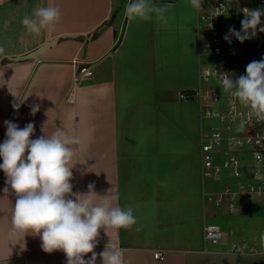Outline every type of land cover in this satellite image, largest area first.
Wrapping results in <instances>:
<instances>
[{"label": "crops", "instance_id": "0c3cea01", "mask_svg": "<svg viewBox=\"0 0 264 264\" xmlns=\"http://www.w3.org/2000/svg\"><path fill=\"white\" fill-rule=\"evenodd\" d=\"M259 1L229 0V9L237 15ZM129 2L0 0V47L5 50L0 54V143L6 139L5 121L20 128L33 123L30 139L50 136L57 127L79 137L80 143L71 146L68 198L87 194L94 183L96 203L102 202L100 196L114 195L113 204L132 207L137 221L130 229L101 228L97 254L109 244L121 250L123 264H264V227L246 238L240 226L245 221L256 227L264 219V195L250 199L240 192L245 177L224 172L222 182L207 189L202 176L200 130L205 119L188 93L200 84L205 55L196 30L198 12L214 0H203L199 10L189 0H150L173 5L166 25L155 16L129 21L124 11ZM39 6L59 7L62 15L51 31L36 35L21 21ZM64 34L77 36L61 38L38 59L11 60ZM85 65L92 66V77L76 82ZM36 104L40 108L33 115ZM239 155L245 162L252 159L251 152ZM15 202L0 170V264H67L62 250H43L39 235H11ZM206 224H219L223 238L206 241ZM232 233L240 241L230 240ZM156 250L164 251L165 258L156 259ZM96 264H102L99 255Z\"/></svg>", "mask_w": 264, "mask_h": 264}, {"label": "clouds", "instance_id": "9594fccd", "mask_svg": "<svg viewBox=\"0 0 264 264\" xmlns=\"http://www.w3.org/2000/svg\"><path fill=\"white\" fill-rule=\"evenodd\" d=\"M190 5L199 10L203 0H189ZM173 7L150 3V0H130L125 6V15L129 21H149L155 16L162 24L168 23L167 9ZM223 7V6H222ZM245 18L241 21L240 32L230 28L229 32L241 43L251 39L257 33L264 32L261 17L264 8L243 9ZM61 10L54 6H39L32 15H25L21 21L26 30L39 35L42 30L51 31L61 20ZM226 41L230 40L225 35ZM0 47V54H4ZM223 93H229L241 105L249 109L242 115L236 131L242 132L246 124L255 117L258 122H264V59L252 61L246 66V75H240L235 80L227 73L220 82ZM72 98H68V103ZM22 102H14L13 108L18 109ZM40 105H33L32 114L39 111ZM6 139L0 143V170L6 176V184L16 194V202L12 213L11 235L18 233H35L42 241L45 252L62 250L67 257V264H96L97 255L102 264H123L119 248L110 246L97 254L94 249L98 244L100 229L108 226L116 229H130L137 223L133 208L115 206L116 196H100L101 203H96L92 197L98 196L94 183L88 185L87 194L77 195L75 199L68 198L72 193V167L69 164L73 158L72 145H78L77 136H69L61 127L49 135L30 139L35 126L28 123L20 128L12 121H5ZM99 175V174H97ZM8 187L4 192L7 193ZM110 191V190H109ZM86 197V198H81ZM137 231L141 229L136 228ZM91 253L90 259L84 256Z\"/></svg>", "mask_w": 264, "mask_h": 264}, {"label": "built area", "instance_id": "2783aa9c", "mask_svg": "<svg viewBox=\"0 0 264 264\" xmlns=\"http://www.w3.org/2000/svg\"><path fill=\"white\" fill-rule=\"evenodd\" d=\"M228 1L214 0L208 9L198 12L196 30L202 54L217 55L223 59L200 67V84L193 93H188V98L198 102L202 120L218 121L216 124H202L200 130L203 178L221 180L224 172L236 178L245 177L247 181L239 190L252 199L264 195V122H258L253 116L244 131L237 132L241 116L246 115L249 109L229 93L220 91L215 83L220 86L225 73L233 80L240 75H246V66L250 62L264 59V41L262 32L258 30L259 26L256 35L243 43L229 32L230 28L241 31L242 25L234 18L242 15L243 20V9L264 8V0H260L255 6H243L241 11L235 12L237 15L230 11ZM227 16H230L231 20H228ZM225 35H229L230 40L226 41ZM92 74V66L85 65L78 70L75 80L83 81L91 78ZM241 152H251V161H243L239 155ZM229 192L230 190L226 191ZM223 197L224 194H221L216 200L220 201ZM204 234L206 241L213 242L221 240L224 236L219 224H206ZM260 236L264 248V232ZM154 256L156 259H164L165 253L156 250Z\"/></svg>", "mask_w": 264, "mask_h": 264}, {"label": "rangeland", "instance_id": "374dc122", "mask_svg": "<svg viewBox=\"0 0 264 264\" xmlns=\"http://www.w3.org/2000/svg\"><path fill=\"white\" fill-rule=\"evenodd\" d=\"M205 6V5H204ZM254 6V5H253ZM239 7H240V5H239ZM206 9V8H205ZM227 18H228V20H231L230 19V17H228L227 16ZM237 21L238 22H241L242 21V15H239V18H237ZM223 58L221 57H219V56H217V55H203L202 56V63L204 64V63H212V62H216V61H219V60H222ZM215 85H217L218 86V89L220 90V91H223L222 89H221V87L217 84V83H215ZM223 102H224V98H222L221 99ZM200 108V107H199ZM200 112V111H199ZM200 114V113H199ZM210 122H212V123H214V124H216L218 121H217V119H205V124H208V123H210ZM205 181H206V186H207V189H211V188H215L216 186H218L221 182H222V180L221 181H219V180H213L212 178H210V177H206V179H205ZM262 210L260 209V210H258V211H255V212H261ZM244 214H249V212H245ZM242 216V215H241ZM247 216V215H246ZM245 217V216H244ZM243 216H242V218H244ZM242 218H239V220L240 221H242L243 219ZM244 219H246V218H244ZM242 223V225H240L241 226V229L243 228V232H242V235L244 236V237H246L247 238V234L249 235V236H251L252 234H251V232H253V231H255L256 230V233H258L259 231H260V229L261 230H263L262 228L264 227V219H261V220H259V221H256V223H255V225H256V227L255 226H249V227H247V224H246V222L244 221V222H241ZM237 227H238V225H237ZM233 234V233H232ZM232 238H234V241L235 242H238V241H240V235L239 234H233L232 236H230V240L232 239ZM229 240V241H230ZM231 242V241H230Z\"/></svg>", "mask_w": 264, "mask_h": 264}, {"label": "water", "instance_id": "95a60500", "mask_svg": "<svg viewBox=\"0 0 264 264\" xmlns=\"http://www.w3.org/2000/svg\"><path fill=\"white\" fill-rule=\"evenodd\" d=\"M77 35H73V34H64L61 36H57L47 42H45L44 44H42L40 47H38L37 49L26 53L25 55H21V56H16V57H12L11 60L13 61H21V60H31V59H38L42 54H44L49 48H51L52 46H54L56 43H58V41L61 38H75Z\"/></svg>", "mask_w": 264, "mask_h": 264}]
</instances>
